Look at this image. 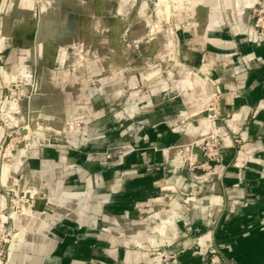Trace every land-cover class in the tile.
<instances>
[{
  "label": "crops",
  "instance_id": "obj_1",
  "mask_svg": "<svg viewBox=\"0 0 264 264\" xmlns=\"http://www.w3.org/2000/svg\"><path fill=\"white\" fill-rule=\"evenodd\" d=\"M69 1L73 15L60 11L55 23L65 41H44L42 64L53 68L68 41L91 33L94 60L64 64L76 74L45 80L44 94L57 100L52 109L59 106L47 116L52 122L83 126L66 132L76 151L25 152L23 172L58 207L14 221L19 245L7 264H153L158 247L173 255L163 264H264V37L251 29V1L159 0L149 18L162 32L140 49L129 43L145 37V27L111 17L107 28L95 17L92 31L86 3ZM31 10L32 0H0V32L18 36L4 46L20 62L33 60L17 48H31L37 35ZM150 61L165 62L167 78L134 73ZM214 95L218 117L209 120ZM209 129L218 131L222 159L211 172L194 173L192 144ZM108 148H116L110 161L100 157ZM5 206L0 200V212ZM156 210L157 218L143 219Z\"/></svg>",
  "mask_w": 264,
  "mask_h": 264
},
{
  "label": "rangeland",
  "instance_id": "obj_2",
  "mask_svg": "<svg viewBox=\"0 0 264 264\" xmlns=\"http://www.w3.org/2000/svg\"><path fill=\"white\" fill-rule=\"evenodd\" d=\"M82 1L83 3H86V10L90 11L92 15V18H90V20H92L90 24V30L92 31L94 28L95 17L103 18L105 20L104 22L107 24V28L110 26L109 23L111 22V17H123L122 20H118L120 24L122 23V26H124L123 24L125 23V26L129 28H134L136 25L145 27L148 34L145 37H139L132 40L129 44L133 48L140 49L143 43H148L149 41L156 39L160 36L159 33L162 32V24H154V21L156 20L149 18L152 13H155L159 9V0H110V2L108 0ZM69 2V0H65L63 3L62 0V3L57 5L55 4L54 0H32L31 15L36 24L37 35L33 38L34 43H32L31 48L17 46L18 56L20 53L23 54L22 56L25 55L24 53H28V56L33 59L31 61L29 59L20 62L21 60H19V58L16 59V57L12 54V46H4L6 39L18 38V36H16L13 31H9L6 34H4V32H0V46H2L0 49V174L3 167H5L3 172L4 177L3 174L0 175V195L6 201V208L2 210L0 214H3L8 218L6 221H0V223L6 222L3 232L0 234V264H7L9 262L11 248H16L19 245V241H17L16 238V234L19 232V229L14 226L15 220L26 219L27 216L33 218L37 217L39 214L36 215V209H40L39 212L46 215L47 213L53 212L56 207H58L56 206V203L49 199L47 189L39 182L29 180L30 175L27 172H23L24 162L22 161V158L25 152L28 153L35 147L39 148L40 150H44L46 148H67L70 151L77 150V144L73 143L72 140L67 138L66 132L75 133L79 127H76L75 129H68V127H70L68 125L69 121L61 123L62 126L52 122V120L47 116H51L53 111H57L58 105H53L54 108L52 109L53 102L57 100L52 101V95L48 93L44 94V90L47 86V81L45 82V80L49 81V78L52 76L64 77L66 73L72 77L77 72L72 71L74 69L76 70V67H66L64 64L67 62L65 60H60V54L53 68L45 67L42 64V48L44 47V41H56L60 39V41L63 42L62 36H57V38L54 39L47 37L46 39L40 40L37 37L38 33L39 35L47 34L54 29H56L57 32L62 35L55 25V23H58L57 21L52 22L49 29H47V27L40 28L39 19L40 15L43 13L51 14L53 9L73 15V12H71L73 11V4H70ZM43 7H45L44 12H42ZM144 12H148L149 15H143L141 18H139L141 13ZM131 13H133L134 16L132 19H129L128 17ZM7 17L10 18V16ZM96 38L97 37L92 33L86 38H84L83 35H76L73 37L74 41L70 38L73 42L69 41L65 44V47L67 48L68 52L71 53L74 51L77 53V48L79 45H84L85 48L84 50L82 49L83 52L80 53L83 55L82 59L85 61L87 59L94 60V53L92 51L94 49L95 43L98 42ZM38 48L40 51H37ZM38 52L40 53L38 54ZM157 63L158 62L153 61L145 63V65L138 67V70H136L134 73H149V78L152 79L159 75H163V73L168 74V72L171 70L165 62H161L162 66L160 67L156 66ZM97 79V77H89L88 75L85 76V80L89 86L91 85V87L94 89L100 87V84L96 81ZM29 80H31V82ZM56 86H58V89L55 90V92L61 94V92H63L61 89L62 84L58 83ZM35 90H38V96L32 95ZM52 92L53 90L51 93ZM112 92L109 93V96H111ZM124 92H127L128 94V92H131V90L128 89ZM127 94L120 96L121 103L126 100ZM36 96L38 98H36ZM25 101H28L26 106L24 105L25 103H23ZM210 103L211 100L209 97L208 108L210 107ZM30 108L35 110L39 109L40 112L43 113L42 116L39 115V117L35 119L34 124L36 126L32 132V135L29 136L31 138L30 140L33 141H31V144L30 141L25 140V129L21 128L20 121H18V123L15 119L18 118L20 120L24 115L27 114ZM73 125L75 126L74 122ZM81 126H83V124H81ZM45 134H48V138L50 137L48 142H45ZM192 152H190V154ZM115 153L116 148H108L100 153V157L106 161H110L111 156ZM14 157L16 162L14 161ZM15 169L16 172H14ZM25 176L28 177V180L26 181ZM36 184L42 186V190L38 195V191H36L38 189L35 188ZM24 205L28 209L33 210L30 215H26L25 212H23ZM51 205L55 209L50 208ZM166 206L167 204L165 207ZM13 214H17L16 219L14 218ZM38 217H40V215ZM143 219L146 218L143 217ZM4 250L6 251L2 252Z\"/></svg>",
  "mask_w": 264,
  "mask_h": 264
},
{
  "label": "built area",
  "instance_id": "obj_3",
  "mask_svg": "<svg viewBox=\"0 0 264 264\" xmlns=\"http://www.w3.org/2000/svg\"><path fill=\"white\" fill-rule=\"evenodd\" d=\"M250 18H251V29L264 37V0H254L252 6L250 8ZM167 73H163V75H159L157 77L163 79L167 78ZM136 87V85H135ZM131 87H126L124 90H128ZM124 93V92H123ZM114 94V93H112ZM111 94V95H112ZM122 94L113 98V100H117ZM211 103L209 107L210 115L208 116L209 120H213L218 117V105H217V96L214 95L210 97ZM75 127H80V122L74 121ZM236 142H240V139H236ZM193 147L199 149L203 154V160L200 161L198 158V154L194 151L191 154L192 163H191V171L194 173H202L206 174L213 170V168L221 161L222 155L220 152L221 141L218 135V131H214L213 129H209L205 133H203L198 139L194 140ZM155 213H158L156 210L153 214H144L145 218H150ZM6 222L0 223V234L3 232L4 225ZM155 235L163 236L160 231H152ZM6 250L2 251L5 252ZM151 259H156L153 264H163L173 258V255L167 252L166 249L162 247H158L149 255ZM211 264H223L219 259L213 258L211 259Z\"/></svg>",
  "mask_w": 264,
  "mask_h": 264
},
{
  "label": "bare ground",
  "instance_id": "obj_4",
  "mask_svg": "<svg viewBox=\"0 0 264 264\" xmlns=\"http://www.w3.org/2000/svg\"><path fill=\"white\" fill-rule=\"evenodd\" d=\"M253 1L254 0H252L251 1V3H250V8H251V6H252V3H253ZM54 2H55V4H57V5H60L61 3H62V0H54ZM45 11V7H43L42 8V12H44ZM43 14H45V13H43ZM43 14H41L40 15V19H39V25H40V28H46L47 27V29H49V27H50V25H51V23L52 22H55V21H57V20H59L60 18H61V15H60V12L57 10V9H53L52 11H51V14H49V13H47V14H45V15H43ZM154 24H158L159 25V22L158 21H154ZM153 25V24H152ZM155 26H157V25H155ZM57 36L59 37V36H62V40H63V42L65 41V38H64V36L63 35H61V34H59V32H57V30L56 29H54L53 31H50V32H48L47 34H40L39 35V37H38V39L40 40V39H46L47 37L48 38H50V39H54V38H57ZM8 42L10 43L11 42V40H8ZM69 42V41H68ZM165 42V41H164ZM42 49H44V47L42 48ZM37 51H40V49L38 48V50ZM40 52H38V54H39ZM25 55H28V53H24ZM82 58H83V55L82 54H80V52L78 53H76V52H68L67 51V49H65V48H62L61 49V51H60V60H65L66 62H68V63H71V64H78V63H80L81 61H82ZM13 78H15V77H13ZM40 79V78H39ZM30 82H31V80H29ZM38 81V80H37ZM37 83V82H36ZM39 83V82H38ZM41 83V82H40ZM29 85H31V84H29ZM38 85V84H37ZM37 87V86H36ZM38 89V88H37ZM39 90V89H38ZM38 90H35L33 93H32V95H39V92H38ZM36 96V98H38ZM35 98V99H36ZM43 99H45V98H43ZM22 102V101H21ZM23 103H25L24 105L26 106L27 104H28V101H25V102H23ZM22 103V104H23ZM36 103V102H35ZM41 109V108H40ZM42 114L43 113H41L40 112V110L39 109H32V108H30L29 110H28V112H27V114L26 115H24L20 120L18 119V118H15L16 119V122H18V121H20V123H21V128H24L25 129V140H27V141H30V144H31V141L32 140H30L31 138L29 137L30 135H32V132H33V130H34V128H35V124H34V122H35V119H37L38 117H39V115H41L42 116ZM46 115V114H45ZM65 121V120H64ZM59 122V121H58ZM79 122V121H78ZM19 123V122H18ZM62 126V125H61ZM68 129H73V127H68ZM46 135V134H45ZM48 135V134H47ZM47 135H46V138H45V142H48V140L50 139V137L48 138L47 137ZM49 135H51V134H49ZM45 137V136H44ZM52 140H53V138H52ZM55 140H56V138H55ZM2 142V141H1ZM33 142V141H32ZM44 142V141H43ZM21 143V142H20ZM5 168V167H4ZM14 172H16V169H15V171ZM3 177H4V174H3ZM26 180H28V177H26L25 176V181ZM30 180V179H29ZM33 183V182H32ZM26 187V186H25ZM40 188V186H37L36 185V187L35 188ZM41 190L42 189H38V190H36V191H38L37 192V195L39 194V192H41ZM41 194V193H40ZM0 200H5L1 195H0ZM32 211L33 210H30V209H28L25 205H24V210H23V212H25V214L26 215H30L31 213H32ZM37 214H39L40 216H43L44 214L42 213H37ZM159 215V213H155L154 215H152L149 219H155V218H157V216ZM13 216H14V218L16 219V216H17V214H13ZM42 218V217H41ZM161 218V217H160ZM159 218V219H160ZM8 218L5 216V215H3V214H0V221H6ZM3 223V222H2ZM163 223H164V221H163ZM165 224V223H164ZM144 225V224H143ZM148 226V225H147ZM134 229L135 230H144V229H146V227H144V226H137V227H134ZM165 234V233H164ZM12 255V254H11ZM11 260H13V258L11 259Z\"/></svg>",
  "mask_w": 264,
  "mask_h": 264
},
{
  "label": "water",
  "instance_id": "obj_5",
  "mask_svg": "<svg viewBox=\"0 0 264 264\" xmlns=\"http://www.w3.org/2000/svg\"><path fill=\"white\" fill-rule=\"evenodd\" d=\"M194 152L198 154L199 160L202 161L203 160L202 152L199 149H197V148H194Z\"/></svg>",
  "mask_w": 264,
  "mask_h": 264
}]
</instances>
